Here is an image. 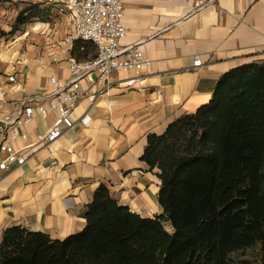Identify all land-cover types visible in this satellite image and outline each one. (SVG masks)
<instances>
[{"label": "crops", "instance_id": "0c3cea01", "mask_svg": "<svg viewBox=\"0 0 264 264\" xmlns=\"http://www.w3.org/2000/svg\"><path fill=\"white\" fill-rule=\"evenodd\" d=\"M33 4L45 17L13 32L19 13ZM52 5L0 3V90L8 92L0 119L17 112L24 97L52 96L51 78L62 86L72 79L64 41L74 25ZM123 8L122 45H138L150 69L116 74L108 93L97 73L83 78L75 125L50 148L37 146V135L51 128L56 112L17 129L14 144L24 149L26 162L2 176L0 244L13 227L61 241L81 233L102 184L118 205L144 219L161 216L160 171L142 160L148 136L163 135L171 123L209 104L224 74L264 64V0H124ZM196 58L201 68L193 67ZM131 80L133 86L121 85ZM13 82L18 88L10 91Z\"/></svg>", "mask_w": 264, "mask_h": 264}, {"label": "trees", "instance_id": "16d2710c", "mask_svg": "<svg viewBox=\"0 0 264 264\" xmlns=\"http://www.w3.org/2000/svg\"><path fill=\"white\" fill-rule=\"evenodd\" d=\"M96 55L90 42L72 52ZM142 160L160 171L161 216L118 205L102 184L81 233L61 241L10 228L0 264H232L237 252L264 251V64L224 74L209 104L148 136Z\"/></svg>", "mask_w": 264, "mask_h": 264}, {"label": "built area", "instance_id": "2783aa9c", "mask_svg": "<svg viewBox=\"0 0 264 264\" xmlns=\"http://www.w3.org/2000/svg\"><path fill=\"white\" fill-rule=\"evenodd\" d=\"M58 14L67 15L74 25L73 31L65 39V52L72 53L77 43H93L97 55L93 59L78 60L70 56L67 69L72 79L63 86L57 78L51 83L57 90L52 96L41 98H23L21 108L3 119H0V183L7 171L22 167L26 162L24 149L15 147L18 138L16 131L23 124L32 121L35 116H46L56 112L57 117L51 128L37 135V146L50 148L64 133L75 125L74 111L83 98L80 81L92 73L98 74V80L108 93L116 74L147 71L151 61L145 57L138 45L123 46L127 31L123 23L124 0H52ZM203 66L202 60L196 58L193 67ZM134 81H124L121 85L129 88ZM13 82L11 90H17ZM8 92L0 90V104L7 101ZM26 139V136L22 137ZM57 168L53 163L52 170Z\"/></svg>", "mask_w": 264, "mask_h": 264}, {"label": "rangeland", "instance_id": "374dc122", "mask_svg": "<svg viewBox=\"0 0 264 264\" xmlns=\"http://www.w3.org/2000/svg\"><path fill=\"white\" fill-rule=\"evenodd\" d=\"M6 2H7V0H0L1 4L6 3ZM32 15L34 16L33 18L28 19V17H30V14H28V17L24 16L25 18L20 20L19 22H18V19H19V15H18V17L16 19V25L13 29V32L22 30L23 27L27 23L34 22L33 19H36V18L43 19L45 17V15H43V12L42 13L40 12V14H39L38 10L34 11L32 13ZM3 20H4V18L2 16L1 21L3 22ZM5 21L7 23L12 22V20H10V22H8V19H6ZM4 30L6 31L7 29H4ZM5 31H3V32L6 35ZM11 33H12V31H11ZM4 34H2L1 36H3ZM167 228H168V230H170V232H172V229L169 226ZM232 264H264V251H262V248L256 247L254 249L237 252V253L232 255Z\"/></svg>", "mask_w": 264, "mask_h": 264}]
</instances>
